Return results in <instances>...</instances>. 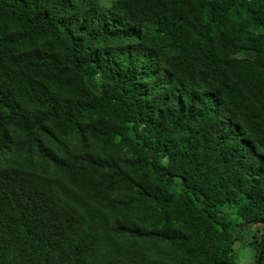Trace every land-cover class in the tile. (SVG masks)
I'll return each mask as SVG.
<instances>
[{"label":"trees","instance_id":"1","mask_svg":"<svg viewBox=\"0 0 264 264\" xmlns=\"http://www.w3.org/2000/svg\"><path fill=\"white\" fill-rule=\"evenodd\" d=\"M225 204L256 264L264 0H0V264H243Z\"/></svg>","mask_w":264,"mask_h":264},{"label":"rangeland","instance_id":"2","mask_svg":"<svg viewBox=\"0 0 264 264\" xmlns=\"http://www.w3.org/2000/svg\"><path fill=\"white\" fill-rule=\"evenodd\" d=\"M104 4H110L113 0H101ZM220 211L229 218L238 235V239L234 244L235 257L239 263L254 264L255 253L251 239L259 240L261 229L260 224H240L241 218L236 212V207L232 204H225L220 207Z\"/></svg>","mask_w":264,"mask_h":264},{"label":"water","instance_id":"3","mask_svg":"<svg viewBox=\"0 0 264 264\" xmlns=\"http://www.w3.org/2000/svg\"><path fill=\"white\" fill-rule=\"evenodd\" d=\"M263 256H264V244H263V247H262V249L260 251V254L258 256L256 264H261L262 263Z\"/></svg>","mask_w":264,"mask_h":264}]
</instances>
